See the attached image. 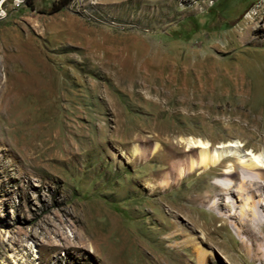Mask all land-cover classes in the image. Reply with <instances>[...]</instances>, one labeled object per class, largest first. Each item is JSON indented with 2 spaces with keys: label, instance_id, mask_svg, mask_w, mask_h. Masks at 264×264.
Returning a JSON list of instances; mask_svg holds the SVG:
<instances>
[{
  "label": "rangeland",
  "instance_id": "obj_1",
  "mask_svg": "<svg viewBox=\"0 0 264 264\" xmlns=\"http://www.w3.org/2000/svg\"><path fill=\"white\" fill-rule=\"evenodd\" d=\"M57 1L0 0V264H264L222 167L163 176L187 138L264 156V0Z\"/></svg>",
  "mask_w": 264,
  "mask_h": 264
},
{
  "label": "bare ground",
  "instance_id": "obj_2",
  "mask_svg": "<svg viewBox=\"0 0 264 264\" xmlns=\"http://www.w3.org/2000/svg\"><path fill=\"white\" fill-rule=\"evenodd\" d=\"M1 71L0 107L7 101V89L2 82ZM21 87L26 92H34L37 96L45 88L42 81H34L32 84L25 81ZM7 88L9 89V87ZM179 143L185 147V150L181 147H171L167 153L174 160L171 168L164 171L163 176H167L168 179H178L182 174L186 177L197 170L204 174L209 170L222 167L223 170L220 173L222 181L217 182L214 187L215 193L218 194L215 198L218 199L211 204V209H217V218L222 219L221 229H226L227 223L231 220L239 234L246 231L251 233L254 238H259L257 233L264 236V156L262 153H254L256 151L254 149L252 153H241L239 145L235 142L213 146L211 142L202 139L187 138L179 140ZM162 149L163 146L157 143L155 152ZM132 151L135 155H139L141 152L137 146H134ZM152 183L147 182L146 186L155 190L161 185L158 179H153ZM167 183L169 184V182ZM227 195H237L240 202L250 199L251 206L248 204L250 207L241 208V213L237 216L236 208L238 207L236 205L232 207L233 211L227 207L225 201ZM211 200L202 197L196 201L206 204ZM222 209L229 213L224 214Z\"/></svg>",
  "mask_w": 264,
  "mask_h": 264
},
{
  "label": "trees",
  "instance_id": "obj_3",
  "mask_svg": "<svg viewBox=\"0 0 264 264\" xmlns=\"http://www.w3.org/2000/svg\"><path fill=\"white\" fill-rule=\"evenodd\" d=\"M56 4L60 5V7H59L57 10H61L62 8L65 7V5L62 4L61 0H58L57 2H55V3L52 5V7H54Z\"/></svg>",
  "mask_w": 264,
  "mask_h": 264
}]
</instances>
